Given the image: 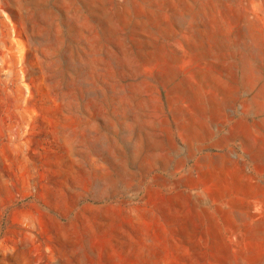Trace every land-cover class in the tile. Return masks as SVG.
I'll list each match as a JSON object with an SVG mask.
<instances>
[{
	"label": "rangeland",
	"instance_id": "1",
	"mask_svg": "<svg viewBox=\"0 0 264 264\" xmlns=\"http://www.w3.org/2000/svg\"><path fill=\"white\" fill-rule=\"evenodd\" d=\"M0 264H264V0H0Z\"/></svg>",
	"mask_w": 264,
	"mask_h": 264
}]
</instances>
